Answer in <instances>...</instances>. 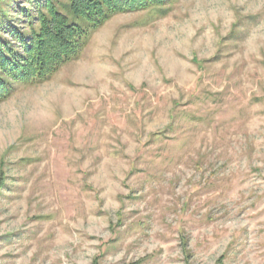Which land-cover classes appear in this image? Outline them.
I'll list each match as a JSON object with an SVG mask.
<instances>
[{"label":"rangeland","instance_id":"rangeland-1","mask_svg":"<svg viewBox=\"0 0 264 264\" xmlns=\"http://www.w3.org/2000/svg\"><path fill=\"white\" fill-rule=\"evenodd\" d=\"M0 264H264V0L122 12L12 84Z\"/></svg>","mask_w":264,"mask_h":264},{"label":"trees","instance_id":"trees-1","mask_svg":"<svg viewBox=\"0 0 264 264\" xmlns=\"http://www.w3.org/2000/svg\"><path fill=\"white\" fill-rule=\"evenodd\" d=\"M12 18L0 12V103L12 84L38 85L79 58L92 31L133 10L163 11L172 0H26Z\"/></svg>","mask_w":264,"mask_h":264}]
</instances>
